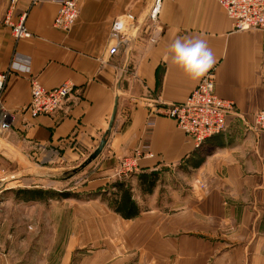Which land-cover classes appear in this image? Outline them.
Masks as SVG:
<instances>
[{
  "label": "crops",
  "instance_id": "obj_1",
  "mask_svg": "<svg viewBox=\"0 0 264 264\" xmlns=\"http://www.w3.org/2000/svg\"><path fill=\"white\" fill-rule=\"evenodd\" d=\"M154 1L80 0L64 31L53 26L56 2L0 0V122H9L0 126V168L12 160L16 170L36 164L49 168L36 172L48 177L78 165L108 130L116 106L106 143L90 163L95 172L81 185L101 192L63 197L68 210L49 216L65 220L52 228L57 264H264V129L255 122L264 107V29L235 28L218 0H158L151 15ZM123 12L137 17L135 35L124 53H109L112 20ZM23 13L31 35L16 40L4 18ZM178 37L207 42L215 91L234 102L225 128L200 145L165 113L200 80L173 62L169 46ZM32 76L47 87L70 80L73 88L55 111L31 116ZM142 141L153 156L141 158L130 176H116L118 159ZM142 171L158 173L150 192ZM117 180L138 206L131 217L102 197L118 192ZM0 264L21 261L0 245Z\"/></svg>",
  "mask_w": 264,
  "mask_h": 264
},
{
  "label": "built area",
  "instance_id": "obj_2",
  "mask_svg": "<svg viewBox=\"0 0 264 264\" xmlns=\"http://www.w3.org/2000/svg\"><path fill=\"white\" fill-rule=\"evenodd\" d=\"M49 1L58 4L53 26L67 31L78 15L80 0ZM218 1L232 18L235 28L249 29L258 27L264 29V0ZM157 2L158 0H155L151 7V15L156 12ZM25 16L26 13H23L19 19L12 20L6 14L4 18V21L10 27L11 35L16 40L27 38L31 35V31L25 22ZM136 20L137 17L131 12H123L113 18L107 49L109 53L117 52L122 46H124V51H126L136 30V24L134 25ZM133 25L134 28L131 32ZM4 76V74H0V94ZM29 86L30 97L26 110L31 116H36L55 111L72 90L73 83L70 80H65L56 86L47 87L39 78L32 76L29 80ZM233 107L234 102L232 99L221 97L215 91V73L212 68L188 91L182 101L168 105L165 113L173 117L177 126L188 134L195 143L199 144L208 136L225 128L227 116ZM255 122L259 129H264V107L256 112ZM149 124H152V121ZM0 126L2 129H7L9 122L3 119L0 122ZM150 156H153V152L149 148V144L142 141L131 153L122 155L118 159L114 174L121 178L128 177L139 170L141 158Z\"/></svg>",
  "mask_w": 264,
  "mask_h": 264
},
{
  "label": "rangeland",
  "instance_id": "obj_3",
  "mask_svg": "<svg viewBox=\"0 0 264 264\" xmlns=\"http://www.w3.org/2000/svg\"><path fill=\"white\" fill-rule=\"evenodd\" d=\"M124 46L121 50L124 51ZM97 157L81 166L83 160L70 169L55 172L53 176L37 175L36 172L46 174L49 168L38 165L24 164L17 170L14 161L12 166L0 168V245L13 259L21 264H57L61 248L53 242L52 228L62 226L65 220L50 219L52 213L68 210L63 204L62 195L48 197L43 200L23 199L16 196L15 189L19 187H41L55 191H69V195L88 197L101 192V186L86 191L82 189L83 180L95 172ZM85 159V158H84ZM80 160V159H79ZM14 163V164H13ZM90 164L88 167H86ZM65 164H63L64 166ZM83 170V168H85ZM21 169V170H20ZM59 169V168H57ZM60 170V169H59ZM111 185V183H110ZM105 186V185H104ZM100 188V189H99ZM108 204L112 200L109 193L102 195ZM111 206V204H110Z\"/></svg>",
  "mask_w": 264,
  "mask_h": 264
},
{
  "label": "clouds",
  "instance_id": "obj_4",
  "mask_svg": "<svg viewBox=\"0 0 264 264\" xmlns=\"http://www.w3.org/2000/svg\"><path fill=\"white\" fill-rule=\"evenodd\" d=\"M173 62L191 79L199 80L214 66L215 57L201 38L178 37L169 46Z\"/></svg>",
  "mask_w": 264,
  "mask_h": 264
},
{
  "label": "trees",
  "instance_id": "obj_5",
  "mask_svg": "<svg viewBox=\"0 0 264 264\" xmlns=\"http://www.w3.org/2000/svg\"><path fill=\"white\" fill-rule=\"evenodd\" d=\"M138 177L140 178V181L142 183L143 182L145 183L143 190L150 192L152 191L155 185V182L158 177V173L156 171H149V172L142 171L139 173ZM113 185H115L116 188L118 189V192H113L114 197L112 196V200L110 202L113 209L121 213L124 217H131L132 215L136 214L138 211V206L135 203V201L131 198V192L129 190V187L125 185V182L123 180H117L113 183ZM119 191L120 194L117 195ZM15 192H16V196L21 197L25 200L27 199L43 200L45 198L54 197L57 195L70 196L69 195L70 192L67 190L55 191L41 187H19L15 189Z\"/></svg>",
  "mask_w": 264,
  "mask_h": 264
},
{
  "label": "water",
  "instance_id": "obj_6",
  "mask_svg": "<svg viewBox=\"0 0 264 264\" xmlns=\"http://www.w3.org/2000/svg\"><path fill=\"white\" fill-rule=\"evenodd\" d=\"M155 2V1H154ZM153 2V4H154ZM153 4L151 3L150 7L153 6ZM151 9V8H150ZM135 35V33H134ZM134 37V36H133ZM115 112H116V106H114L111 116H110V120H109V124H108V130H106V132L104 133V135L102 136V138L100 139L97 147L87 156V158L81 163V166H84L85 164H87L88 162H90L93 158H95L99 152L102 150V148L104 147L105 143H106V134L109 131L110 127L113 124V120H114V116H115Z\"/></svg>",
  "mask_w": 264,
  "mask_h": 264
},
{
  "label": "bare ground",
  "instance_id": "obj_7",
  "mask_svg": "<svg viewBox=\"0 0 264 264\" xmlns=\"http://www.w3.org/2000/svg\"><path fill=\"white\" fill-rule=\"evenodd\" d=\"M136 24V22L134 23V25ZM134 25H133V27H132V29H131V32H132V30H133V28H134ZM131 32H130V35H131ZM129 38H130V36H129Z\"/></svg>",
  "mask_w": 264,
  "mask_h": 264
}]
</instances>
